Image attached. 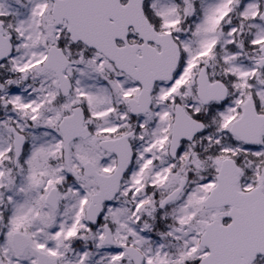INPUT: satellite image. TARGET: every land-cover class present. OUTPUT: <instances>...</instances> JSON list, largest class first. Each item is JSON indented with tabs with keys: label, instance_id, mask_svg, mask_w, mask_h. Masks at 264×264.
Instances as JSON below:
<instances>
[{
	"label": "snow or ice",
	"instance_id": "obj_1",
	"mask_svg": "<svg viewBox=\"0 0 264 264\" xmlns=\"http://www.w3.org/2000/svg\"><path fill=\"white\" fill-rule=\"evenodd\" d=\"M0 264H264V0H0Z\"/></svg>",
	"mask_w": 264,
	"mask_h": 264
}]
</instances>
